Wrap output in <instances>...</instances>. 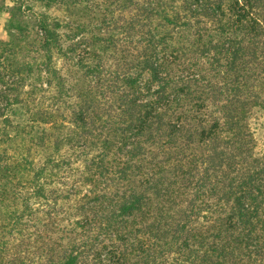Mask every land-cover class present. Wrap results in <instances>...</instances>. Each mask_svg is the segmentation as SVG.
Returning a JSON list of instances; mask_svg holds the SVG:
<instances>
[{"label":"trees","instance_id":"16d2710c","mask_svg":"<svg viewBox=\"0 0 264 264\" xmlns=\"http://www.w3.org/2000/svg\"><path fill=\"white\" fill-rule=\"evenodd\" d=\"M42 1L86 14L0 3V264H264V0Z\"/></svg>","mask_w":264,"mask_h":264},{"label":"rangeland","instance_id":"374dc122","mask_svg":"<svg viewBox=\"0 0 264 264\" xmlns=\"http://www.w3.org/2000/svg\"><path fill=\"white\" fill-rule=\"evenodd\" d=\"M0 3L3 5H13L14 0H0ZM26 4L31 6L32 10H27V13L31 15L34 14V10L36 12H48L53 17H67L71 13L78 12L80 15L86 14V10L83 6H81L79 9H67L66 6L58 3H54L50 7H47L45 2L42 0H26ZM9 13L4 9H0V39L5 40L7 39V31H6V25L8 22ZM68 32V31H67ZM254 135L258 142V149L261 152H264V112H258L254 114V116L250 119ZM21 250L23 249L20 248ZM31 257H27L26 261L27 263L30 261ZM33 260V258H32Z\"/></svg>","mask_w":264,"mask_h":264}]
</instances>
